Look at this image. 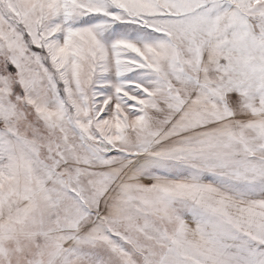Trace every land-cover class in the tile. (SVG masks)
I'll list each match as a JSON object with an SVG mask.
<instances>
[{"label":"snow or ice","instance_id":"1","mask_svg":"<svg viewBox=\"0 0 264 264\" xmlns=\"http://www.w3.org/2000/svg\"><path fill=\"white\" fill-rule=\"evenodd\" d=\"M0 264H264V0H0Z\"/></svg>","mask_w":264,"mask_h":264}]
</instances>
